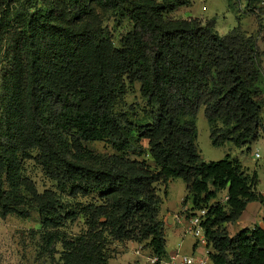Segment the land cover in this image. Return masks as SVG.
<instances>
[{
    "label": "trees",
    "instance_id": "16d2710c",
    "mask_svg": "<svg viewBox=\"0 0 264 264\" xmlns=\"http://www.w3.org/2000/svg\"><path fill=\"white\" fill-rule=\"evenodd\" d=\"M32 1L40 0H0V43L7 54L0 89V218H29L37 211L45 228L59 229L77 217L48 191L27 205L32 188L24 165L33 160L62 192L95 194L101 202L80 211L84 235L61 240L62 264H108V238L149 241L154 256L164 259L155 185L181 179L184 203L191 199L196 212L207 210L202 225L212 264H264V226L234 236L227 227L250 203L264 209L257 173L249 174L231 155L204 162L197 146L202 107L213 146L243 148L258 140L264 127V21L258 35L237 27L221 36L214 19L165 21L166 13L194 0H44L36 11L28 7ZM93 5L122 12L133 25L122 48L83 21ZM127 83L138 84L148 104L137 119L124 106ZM135 130L148 142L156 170L120 155L99 159L86 148L108 142L118 153L132 150ZM223 191L226 205L209 206ZM60 239L47 234L52 254Z\"/></svg>",
    "mask_w": 264,
    "mask_h": 264
},
{
    "label": "rangeland",
    "instance_id": "374dc122",
    "mask_svg": "<svg viewBox=\"0 0 264 264\" xmlns=\"http://www.w3.org/2000/svg\"><path fill=\"white\" fill-rule=\"evenodd\" d=\"M29 3V0H23ZM61 1V0H58ZM161 2L162 0H156ZM44 0L32 1L28 7L32 10L44 7ZM166 22H175L179 20L197 19L203 23L208 20H215V27L221 36L227 35L233 29L240 27L244 32L250 35H258L260 25L264 21V0H194L188 1L183 5L176 7L175 11L164 15ZM83 21L91 22L100 29L106 36H111L115 48H122L129 35L132 32L133 25L124 16V13L106 12L102 8L93 5L91 15H88ZM5 43H0V89L3 85V76L6 70L7 54H5ZM261 49H264L262 40H259ZM25 64L22 58L19 61ZM264 71V61L262 65ZM264 98V96H263ZM124 106L129 110L135 119L144 116L148 110V104L140 93V86L127 83V93L124 96ZM2 105L0 103V115ZM262 118L264 124V106L262 109ZM198 140L197 146L204 162H218L227 155L237 158L249 174L257 173L258 186L257 191L264 194V127L260 131L259 138L249 147L237 148L231 143L222 147H215L210 139V125L205 115V108L202 107L197 117ZM132 142L134 148L126 152L114 150L108 142H94L86 144V148L91 154L99 159L107 158L112 155H120L132 161L146 162L153 170L156 166L149 156V146L146 140H143L138 131H133ZM248 149H250L248 151ZM260 157L257 158L256 154ZM77 159L87 160V157L76 155ZM95 163L96 160H90ZM24 176L27 179V185L32 188L30 193L25 194L28 197V204H37L39 195L45 192L57 194L68 211L77 212L75 219L68 220L64 226L59 229L45 228L37 211H32L29 218H21L16 215H10L5 219L0 218V264H62L60 258L63 252V239L75 240L84 235L87 230V221L80 211L88 204L101 203L97 195L89 197L72 196L68 192H62L57 185L45 174L35 161L28 160L24 165ZM157 194L161 197V204L158 213V220L163 223L167 241V252H180L191 256L201 255L205 252L204 247L197 246L198 240L192 233L187 232L189 220L196 212L193 209L192 200L184 203L187 196V185L181 179L173 180L169 184L159 183L155 185ZM226 192L218 194L215 200L209 203V206L215 204L226 205ZM264 210L257 217L258 225L264 222ZM253 225V224H252ZM247 221L241 220L238 224L240 231L247 226H252ZM236 230V231H237ZM233 231V230H231ZM55 233L61 238L54 244L56 254H52L48 249L46 241L47 234ZM149 241L138 243L135 241H115L108 238L105 245V253L108 264H160L152 263L153 252L149 246ZM196 244V245H195ZM210 252L213 248H208ZM141 254L138 255L137 252ZM165 262L169 258H164Z\"/></svg>",
    "mask_w": 264,
    "mask_h": 264
},
{
    "label": "built area",
    "instance_id": "2783aa9c",
    "mask_svg": "<svg viewBox=\"0 0 264 264\" xmlns=\"http://www.w3.org/2000/svg\"><path fill=\"white\" fill-rule=\"evenodd\" d=\"M256 157L259 158L260 155L257 153ZM207 215V210L202 209L197 211L191 216L189 220V226L187 228V232L192 233L194 237L198 240L197 245L202 246L205 249V252L201 255H185L180 252H177L173 256L170 257L168 262H165L164 259L159 258L157 256H153L152 263H160V264H212L210 259V253L207 250V239L205 236V230L202 225ZM196 245V244H195ZM138 255L141 254L140 251L137 252Z\"/></svg>",
    "mask_w": 264,
    "mask_h": 264
},
{
    "label": "crops",
    "instance_id": "0c3cea01",
    "mask_svg": "<svg viewBox=\"0 0 264 264\" xmlns=\"http://www.w3.org/2000/svg\"><path fill=\"white\" fill-rule=\"evenodd\" d=\"M262 209L263 208H262V206L259 203H250V204H248L246 210L243 212V214L240 217V219L235 224H229V225H227V227L229 229V232H230V235L231 236H234L235 234H237L239 232L237 230L238 227H235L233 225L238 224L241 220L247 221L251 225L253 224L252 226H247L246 227V228H249V229H252L256 225H258L256 219H257L258 215L261 213ZM263 219H264V217H263ZM261 226H264V222L261 223ZM246 228H243V229H246ZM243 229H241V230H243ZM231 230H233V231H231ZM197 248H198V245L196 247L194 246V250L195 251L197 250ZM174 254H176V252H172V253H169L168 252V256L167 257L170 259V257L173 256Z\"/></svg>",
    "mask_w": 264,
    "mask_h": 264
}]
</instances>
